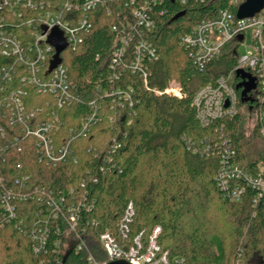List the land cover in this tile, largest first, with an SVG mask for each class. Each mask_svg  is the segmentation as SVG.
I'll return each instance as SVG.
<instances>
[{
  "label": "trees",
  "instance_id": "trees-1",
  "mask_svg": "<svg viewBox=\"0 0 264 264\" xmlns=\"http://www.w3.org/2000/svg\"><path fill=\"white\" fill-rule=\"evenodd\" d=\"M128 1L111 0L99 6L90 14L93 27L82 34V42L75 48L61 45L65 48L60 64L69 69L74 88L70 104L58 109L53 95L29 88L28 108L38 121L50 122L54 114L61 119L63 125L51 139L57 146L71 142L78 162L73 158L58 166L40 162L35 139L21 140V129L0 113V127L7 134L4 138L0 132V149L12 137L21 138L18 147L24 148L19 152L18 147H10L0 155V174L6 189L15 192L18 216L0 231V264H87V251L78 249L81 241L97 261L107 262L100 236L111 233L122 244L118 234L130 204L135 215L124 247L142 235L147 248L152 232L160 227L159 247L170 259L184 258L187 264H264V196L255 205L256 192L249 188L241 202H232L216 182L225 140L231 142L236 162L247 172L254 174L264 164L261 124L255 113L243 109L237 116L203 127L193 106L201 88L233 72L240 46L237 40L227 43L201 70L181 43L196 25L214 19L228 0L185 6L165 0L153 6L158 30L141 32L158 55V60H145L147 79L130 69L134 44L123 60L114 62L121 38L133 33L129 26L135 21L133 6ZM18 12L22 16L12 19L14 26L8 29L21 39L25 34L29 37L37 24L28 28L23 18L38 15L22 7ZM52 64L48 60V68ZM172 81L182 86L185 98L156 94ZM236 88L241 107L255 105L253 100L243 101L244 88ZM119 92H128L131 99L120 98ZM258 110L264 113V105ZM95 113L98 120L82 134ZM52 195L65 199V210L71 204H86L78 213L75 230L63 218L52 217L48 205ZM38 222L49 229L41 255L34 252L31 236ZM20 223L26 235L17 229Z\"/></svg>",
  "mask_w": 264,
  "mask_h": 264
},
{
  "label": "built area",
  "instance_id": "built-area-1",
  "mask_svg": "<svg viewBox=\"0 0 264 264\" xmlns=\"http://www.w3.org/2000/svg\"><path fill=\"white\" fill-rule=\"evenodd\" d=\"M111 0H0V11H5V16L0 18V113L11 126L21 129L22 139L19 137L8 138L6 148L0 149V155L10 147H18L20 139H35L39 160L53 166L78 158L71 152V142L67 145L57 146L51 139L52 132L58 130L63 122L54 114V120L38 121L34 110L27 106L26 98L29 88H36L39 94H51L54 96L58 109L70 104L74 98V88L69 77V69L62 63L55 67L54 62L60 60L57 46L66 45L75 48L82 42V34L92 29L93 25L90 14L99 6L106 5ZM165 0H129L127 4L132 5L134 24L129 22L132 35L122 37V47L116 50L114 56L115 64H118L128 54L132 44L135 45L134 61L130 69L136 74L140 73L147 79L146 59L158 60L156 50L142 39L141 32H155L158 24L151 13L153 6L162 5ZM174 1V0H172ZM182 6L192 2H206L210 0H176ZM215 1V0H211ZM247 0H228L227 7L220 8L216 16L196 25L190 33L182 38V46L189 51L191 62L199 69H204L208 63L216 59L222 52L224 46L234 40L238 41L240 48L246 41L247 34L252 33V50L246 55H240L239 61L233 72L226 77H220L215 84H209L201 88L193 99V106L197 111V118L203 127H208L213 121L225 117H234L243 109L255 113L261 124V134L264 138V113L258 110V106L264 105V8L253 17L239 19L238 10ZM139 5H138V3ZM37 13L36 19H24L23 24L28 28L37 24V30L31 34L23 35L22 39L16 36L8 28L14 26V18L21 17L18 8ZM80 12L81 16H75ZM11 15V17H10ZM69 15V16H68ZM140 38V39H139ZM139 39L138 41H136ZM48 60L53 64L48 68ZM250 76L242 79L238 76ZM237 78L239 79L237 82ZM255 86L252 94L247 98L253 100V104L240 106V97L236 85L251 83ZM147 84V80H146ZM258 88V89H257ZM180 84H171L164 90H156L159 96H169L183 99L185 93ZM133 91L132 88L129 89ZM119 97L129 101L128 92H119ZM228 105V106H227ZM98 120L96 113L88 118L82 134L87 132L89 125ZM0 132L7 136L3 127ZM224 149L220 153V168L216 182L224 192V196L232 202H241L244 194L250 190L256 192L255 205L264 196V164H260L254 174L247 172L237 162V153L229 140L223 142ZM23 152V147H18ZM19 184V181L17 182ZM15 192L6 189L5 179L0 174V231L7 222L17 221V209L15 205ZM52 209L54 220L63 218L71 230H75L78 222V213L86 204L81 202L71 204L65 210V199L63 197H52L48 201ZM67 211V212H66ZM135 215L132 204L124 215L120 224L119 234L123 240L122 244L111 233L100 236L101 245L108 256L107 262H99L87 250L89 247L85 241H81L79 250L88 253L87 264H108L117 260H126L131 264H187L184 258L170 259L169 253H162L158 239L161 228L157 227L150 237L149 245L144 248L142 235L135 238L131 245L126 244L132 234V222ZM37 229L31 233L34 242V252L42 254L47 247L49 229L36 223ZM17 229L27 231L21 223ZM236 264H239L236 263Z\"/></svg>",
  "mask_w": 264,
  "mask_h": 264
},
{
  "label": "water",
  "instance_id": "water-1",
  "mask_svg": "<svg viewBox=\"0 0 264 264\" xmlns=\"http://www.w3.org/2000/svg\"><path fill=\"white\" fill-rule=\"evenodd\" d=\"M263 8H264V0H247L243 5L241 4V7L238 10L237 16L239 19L253 17L255 14L259 13ZM64 48L65 46H59L58 54H57L58 56L60 55V53L63 51ZM59 63H60V60H56L54 62L53 67H55ZM238 76H241L242 79H245V78L250 79V76H246L245 74L241 75V72L238 73ZM253 87L255 86L253 85L252 81L251 83L247 82V83H241L240 85H238V89L244 88V91L242 94L244 97V100H243L244 102L249 100V98H247V95L253 89ZM108 264H131V263L126 260H117V261L109 262Z\"/></svg>",
  "mask_w": 264,
  "mask_h": 264
},
{
  "label": "rangeland",
  "instance_id": "rangeland-1",
  "mask_svg": "<svg viewBox=\"0 0 264 264\" xmlns=\"http://www.w3.org/2000/svg\"><path fill=\"white\" fill-rule=\"evenodd\" d=\"M252 42H253V36H252V33L251 32H249L248 34H247V38H246V41L244 42V45L240 48V55H246L248 52H250L251 50H252ZM173 85V84H179L178 82H176V81H172V82H170V84L169 85ZM247 110V109H246ZM250 115L251 114H248L247 116H248V127L250 128V127H252V125H251V121H252V117H250ZM87 244V243H86ZM89 249V248H88ZM87 249V250H88Z\"/></svg>",
  "mask_w": 264,
  "mask_h": 264
}]
</instances>
